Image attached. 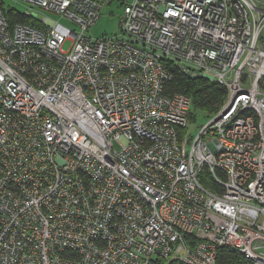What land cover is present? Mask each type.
I'll use <instances>...</instances> for the list:
<instances>
[{
	"label": "built area",
	"instance_id": "2783aa9c",
	"mask_svg": "<svg viewBox=\"0 0 264 264\" xmlns=\"http://www.w3.org/2000/svg\"><path fill=\"white\" fill-rule=\"evenodd\" d=\"M18 1L76 28L0 7V264H264V8ZM116 1L121 33L93 39ZM174 68L227 91L194 136Z\"/></svg>",
	"mask_w": 264,
	"mask_h": 264
},
{
	"label": "trees",
	"instance_id": "16d2710c",
	"mask_svg": "<svg viewBox=\"0 0 264 264\" xmlns=\"http://www.w3.org/2000/svg\"><path fill=\"white\" fill-rule=\"evenodd\" d=\"M2 7L7 15L10 24L22 23L33 26H41L39 19L29 14L21 13L17 10H7L0 0ZM173 78L164 87V93L174 96L177 93L189 95L192 98V109L190 111V122H194L198 111L205 116L212 117L222 107L223 100L227 96L226 89L216 82L204 78H190L180 72L179 69L172 70ZM219 264H253L250 259H246L238 251L229 247H222L217 257Z\"/></svg>",
	"mask_w": 264,
	"mask_h": 264
},
{
	"label": "rangeland",
	"instance_id": "374dc122",
	"mask_svg": "<svg viewBox=\"0 0 264 264\" xmlns=\"http://www.w3.org/2000/svg\"><path fill=\"white\" fill-rule=\"evenodd\" d=\"M257 5L262 8H264V0H254ZM1 2L3 3L4 7L9 10V9H13V10H17L21 13H26L27 11L31 14L32 17L34 18H44V17H50L54 20H57L59 22H62L66 25H68L71 28H76L74 23L67 21L66 19L56 15L53 12H46L44 10H42L41 8H33L31 7L28 3H24L18 0H1ZM124 8L120 5L119 2H115L109 6H106L100 16V18L97 20V22L94 24V26H92L89 31H88V35L90 37H92L93 39L95 38H103L106 35L107 36H114L117 34H120V18L123 14ZM262 36H264V31L262 33ZM71 44H69L68 42L66 43V45L64 46V50H68ZM211 119V117H207L205 116L203 113H200V111H198L196 118L194 120V122H191L188 124L187 128V132L186 135L187 136H194L199 132L200 129V125H205L209 122V120ZM116 148H118V144L115 143L114 144ZM207 185L208 182L206 181Z\"/></svg>",
	"mask_w": 264,
	"mask_h": 264
}]
</instances>
